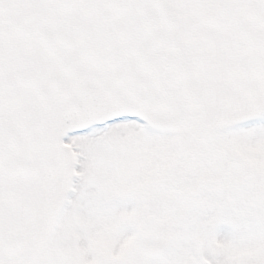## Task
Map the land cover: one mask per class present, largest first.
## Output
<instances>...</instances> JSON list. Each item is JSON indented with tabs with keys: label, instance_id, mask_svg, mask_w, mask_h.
Segmentation results:
<instances>
[{
	"label": "snow or ice",
	"instance_id": "obj_1",
	"mask_svg": "<svg viewBox=\"0 0 264 264\" xmlns=\"http://www.w3.org/2000/svg\"><path fill=\"white\" fill-rule=\"evenodd\" d=\"M0 264H264V0H0Z\"/></svg>",
	"mask_w": 264,
	"mask_h": 264
}]
</instances>
